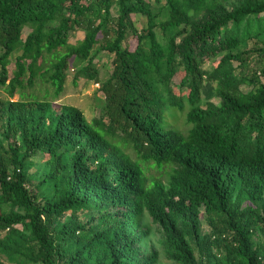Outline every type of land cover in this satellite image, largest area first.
Here are the masks:
<instances>
[{"label": "trees", "instance_id": "obj_1", "mask_svg": "<svg viewBox=\"0 0 264 264\" xmlns=\"http://www.w3.org/2000/svg\"><path fill=\"white\" fill-rule=\"evenodd\" d=\"M214 1L165 0L170 16L158 34L151 0H0V86L19 94L0 101V121L8 118L0 139V231L22 223L45 264H70L71 257L81 264L79 250L118 264L109 237L177 199L206 209L212 232L205 247L220 252V264H264L251 240L264 226V45L243 47L264 31V0L196 18ZM137 13L146 27H137ZM171 27L181 29L168 38ZM77 28L85 36L72 45ZM98 44L114 65L100 86L102 118L90 121L74 108L47 115L43 102L28 97L26 87L38 79L60 95L71 66L87 60L77 77L100 82L92 65ZM214 82L217 104L203 101ZM39 164L49 167L42 205L29 187V169ZM67 215L73 221L59 226ZM171 244L177 258L196 264L191 248L177 237Z\"/></svg>", "mask_w": 264, "mask_h": 264}, {"label": "rangeland", "instance_id": "obj_2", "mask_svg": "<svg viewBox=\"0 0 264 264\" xmlns=\"http://www.w3.org/2000/svg\"><path fill=\"white\" fill-rule=\"evenodd\" d=\"M152 1V11L158 22L156 31L161 34L160 23L170 16V7L165 0ZM245 0H216L213 5L201 10L196 18L201 21L209 17L213 13H222L232 10ZM136 25L139 28L147 26V19L140 13L133 15ZM181 27H171L168 30L167 37L175 35ZM188 30L178 37V41H182L187 37ZM30 31V28L24 30V36ZM85 36V32L81 28L73 30L70 34V44L76 45ZM103 41V39H101ZM130 41V38L128 42ZM257 44L264 45V31L258 36L248 41L243 47L253 49ZM101 44H98L93 55H96L93 66L98 70L100 82L89 79L88 77H77V71L89 63L84 61L78 66L72 65L68 71L65 89L60 95H57L50 82L38 79L34 86H27L26 93L29 98H38L45 106L44 112L48 115L53 111L59 113L63 109H78L86 115L88 120L94 118H102V92L100 91L101 83L107 81L113 73V55L106 50H101ZM23 52V48L17 49L11 56L10 71L15 70V61ZM216 64L211 61L205 65L212 68ZM218 81V80H217ZM247 90V86H242ZM204 100L212 101L217 104L219 98L217 94V82L206 84L204 88ZM19 99V94L14 97L9 95L5 87L0 86V101H14ZM42 114V111H38ZM8 118L4 117L0 121V139L4 140L7 136L6 128L8 127ZM179 126L184 131L188 130L183 118L179 122ZM49 170L48 166L36 165L29 169L30 174V192L37 204H44L49 197L48 192L42 184L44 176ZM162 179L165 187L168 189V176L164 173ZM263 200H259L258 204H262ZM246 205H255L250 201H246ZM19 210V208L7 207V210ZM71 216L61 217L59 226L67 221H71ZM73 221V220H72ZM97 222H91L88 227H95ZM212 232L211 225L208 221L206 209H194L183 202L169 199L166 205L160 210L158 217L151 214L149 210H145L144 216L139 220L136 226L126 227L124 234H117L109 237L108 244L114 252L118 264H191L189 261H183L177 258L174 246L171 241L177 237L183 244L192 249L193 259L196 264H220L218 261L220 252L216 249L209 250L205 247V241ZM252 247L264 258V226L259 225L252 235ZM79 250V258L81 264H106L103 257H94L87 259ZM67 263L77 264L71 257L67 259ZM0 264H45L43 253L34 241L33 236L22 224L18 223L15 230L0 231Z\"/></svg>", "mask_w": 264, "mask_h": 264}]
</instances>
